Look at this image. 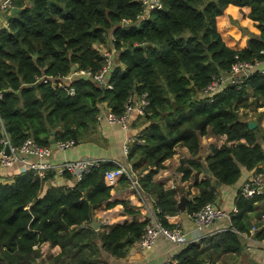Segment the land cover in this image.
<instances>
[{
    "label": "trees",
    "instance_id": "obj_1",
    "mask_svg": "<svg viewBox=\"0 0 264 264\" xmlns=\"http://www.w3.org/2000/svg\"><path fill=\"white\" fill-rule=\"evenodd\" d=\"M162 2L163 10L126 29L120 23L142 12L140 0H13L12 10L3 14L8 25L0 28V140L4 127L13 146L27 138L42 146H54L52 140L78 145L93 138L105 109L122 115L130 95L147 93L145 115L134 122L144 125L137 134L142 143L130 144L128 161L139 174L145 172L140 180L145 194L155 199L163 224L173 227L168 218L180 213L182 195L189 197L186 212L193 215L215 202L219 186L236 183L242 167L264 173L261 129H250L239 113L264 105V74H252L241 88L226 87L213 101L200 95L237 58L264 59V0ZM111 44L118 51L108 76L113 88L86 77L74 82V95L61 88L59 77L77 67L101 70L102 47ZM42 75L52 78L37 82ZM205 136L217 141L203 160ZM178 146L191 153L178 167L183 181H193L187 191L157 180ZM115 167L102 162L73 187L53 185V171L45 178L33 171L0 175V264H107L104 252L124 257L141 238L146 220L102 230L91 226L100 208L129 206L108 185L106 172ZM206 170L209 177L200 180ZM117 180L129 186L126 176ZM263 199L239 192L228 230L189 242L164 264H217L222 254L241 253L239 232H249L247 218ZM256 238L264 239V226ZM46 243L60 252L46 258L41 249Z\"/></svg>",
    "mask_w": 264,
    "mask_h": 264
},
{
    "label": "built area",
    "instance_id": "obj_2",
    "mask_svg": "<svg viewBox=\"0 0 264 264\" xmlns=\"http://www.w3.org/2000/svg\"><path fill=\"white\" fill-rule=\"evenodd\" d=\"M142 4V12L135 18H124L121 23V28H133L140 27L141 24L150 18L152 12L161 11L164 9V3L162 0H140ZM13 0H2L0 3V28L6 27L8 22L4 17V13L12 10ZM118 51L113 44L110 46L102 47V55L104 57V64L101 70L94 72L92 69L75 68L71 70L67 75L59 77V84L61 88L66 90L70 95L76 93L74 82L80 77H86L92 79L100 86L104 88H113L112 84L108 82V76L114 68L116 55ZM264 59L254 60H237L232 65L231 69L225 71L217 76H214L211 82L201 90L200 95L209 97L210 101L214 100V97L226 87L236 86L241 88L252 74L261 72L264 74ZM52 76L42 75L37 78V82L47 83ZM2 92L0 91V98ZM149 105L147 93H143L141 96L130 95L125 103V110L122 115H116L111 110L105 109L100 115H103L110 124H119L122 129L130 132L132 122L139 116H144L146 107ZM99 117V119H100ZM4 138L0 140L2 143V149L0 150V167L10 168L15 165L20 166L19 172L33 171L35 175L45 178L48 172L53 171L55 173V179L66 177V174H70L75 181H80L82 177L89 172L93 167H98L104 160L100 159H79L72 161H65L60 164H51L46 159L52 155L53 147L60 150L72 149L76 144L73 140L59 141L53 144L54 146H42L39 145L34 139L27 138L20 146H13L8 138V135L2 128ZM138 135L129 138L130 142L142 143ZM10 147L11 153H6V148ZM129 146L125 148V153L128 154ZM31 158V159H30ZM121 176H126L129 182L130 189L134 194L140 198L141 205L144 206L146 212V226L141 238L138 241L140 249L143 251L151 250L157 243L160 237L165 238L169 242L174 244L186 243L187 234L181 223L176 222L173 227H167L163 224L162 219L158 216L161 210L155 207L154 200L149 201L150 198L145 194L141 185V175L136 172L132 167L124 165H118L114 169L106 172L108 185L113 186L117 179ZM54 179V180H55ZM52 180V182H54ZM241 194L247 198H252L257 195H264V173L253 172L251 177L244 182ZM237 212V209L235 210ZM195 223L200 229H207L219 219L231 218L230 215L218 207L214 202L205 204L201 210L191 215ZM264 220V215H262ZM264 226V224L253 226L249 232L239 234L246 238L252 239L264 246V239L256 238V233ZM189 243V242H188ZM187 243V244H188ZM186 244V245H187Z\"/></svg>",
    "mask_w": 264,
    "mask_h": 264
},
{
    "label": "crops",
    "instance_id": "obj_3",
    "mask_svg": "<svg viewBox=\"0 0 264 264\" xmlns=\"http://www.w3.org/2000/svg\"><path fill=\"white\" fill-rule=\"evenodd\" d=\"M2 0H0L1 3ZM264 66V65H263ZM252 100H250L251 102ZM105 111V110H104ZM240 116L246 122H256V127L261 129V134L258 135V140L264 149V105L257 107L256 109L247 108L240 109ZM262 115V116H261ZM136 119L132 122V127L130 132L125 131L121 128L119 124H110L105 116H101L99 119L98 128L95 135L89 141H85L78 145H75L72 149L60 150L56 147L53 148L52 155L46 160L51 164H60L65 161L79 160V159H100L104 162H113L116 167L118 165H124L127 167H132L131 163L128 161V154L125 153V148L132 144L129 140L132 136L138 134L139 130L143 126H139V123H135ZM255 127V128H256ZM216 137L205 136L202 140L201 158H205L212 154L210 145L216 142ZM191 153L189 149L185 146H178L174 156L168 159L165 164L166 168L158 175L157 180L163 181L167 188L178 187L182 191H187L189 189L191 181H183V174L178 170L180 165V160L183 158L190 157ZM31 159V158H30ZM259 167L264 168V164ZM20 171V166L15 165L10 168L0 167V175L9 177L13 176ZM137 172V171H136ZM254 170H248L246 167H242L241 176L238 181L232 185H221L217 191V197L215 204L225 210L230 217L238 212L235 205V200L238 193L241 191L242 186L245 181H247ZM139 173V172H138ZM145 173V172H144ZM140 174L141 177L144 175ZM209 177L208 171L200 173L199 179L205 180ZM78 181L73 178H57L52 182L53 185H65L68 187H73ZM191 195H195L197 190L193 187L190 188ZM112 191L114 197L121 202L129 203V206H125L123 203H118L113 209L105 211L100 208L96 211L94 215V220L102 223L98 230H102L103 226L113 225L118 222H123L125 220L131 221L132 219H146V210L143 205H141V200L138 198L129 186L124 183H120L119 180L112 186ZM186 195H182L180 199ZM149 201L153 204L156 203L153 197ZM187 200V201H188ZM180 202V201H179ZM153 204V205H154ZM237 209V212L235 211ZM262 215H264V199L257 204V209L255 212L250 213L247 218V223L250 229L257 223L264 224L262 220ZM170 223L173 225L176 222L182 224L186 234L187 240L183 244H174L169 242L163 237H160L156 245L151 250L143 251L140 249L138 242H135L128 248V252L124 257H117L106 252L103 253L105 261L107 264H164L170 262L177 254H179L188 242H203L208 236L214 235L218 232L228 230L231 226V218H223L216 220L210 228L200 229L195 223L191 215H189L186 210H180L175 216L168 218ZM103 227V228H102ZM247 233V232H246ZM241 236V235H240ZM256 236V235H255ZM242 237V236H241ZM242 243L244 248L239 254H222L220 255L216 263L217 264H264V246L260 245L252 239H246L242 237ZM44 245V246H43ZM42 252L58 254L60 248L56 247L51 249L49 243L43 244ZM45 255V256H46ZM208 262V261H207ZM214 264V263H213Z\"/></svg>",
    "mask_w": 264,
    "mask_h": 264
},
{
    "label": "water",
    "instance_id": "obj_4",
    "mask_svg": "<svg viewBox=\"0 0 264 264\" xmlns=\"http://www.w3.org/2000/svg\"><path fill=\"white\" fill-rule=\"evenodd\" d=\"M52 3H53V1H49V4H52ZM17 11H18V9H13V12H17ZM256 125H257L256 122H248V126H249L250 129H254V128L256 127ZM55 143H56V140H52V141H51V144H52V145L55 144ZM6 153H7V154H10V153H11V149H10L9 146L6 148ZM200 157H201V154H200ZM206 171H208V170H206ZM187 200H188V198L185 197V196H183V197L180 199V202H179V208H180V210H182V211H185V210H186V203H187ZM101 225H102V223L97 222V221L94 220V219H93L92 222H91V226H92L95 230H98L99 227H100ZM197 264H213V262H212V260H209L208 262L197 263Z\"/></svg>",
    "mask_w": 264,
    "mask_h": 264
},
{
    "label": "rangeland",
    "instance_id": "obj_5",
    "mask_svg": "<svg viewBox=\"0 0 264 264\" xmlns=\"http://www.w3.org/2000/svg\"><path fill=\"white\" fill-rule=\"evenodd\" d=\"M43 246H44V245H43ZM43 246H42V247H43ZM42 247H41V249H42ZM49 254H50V251L47 253L46 258L48 257ZM45 264H49V262L46 261Z\"/></svg>",
    "mask_w": 264,
    "mask_h": 264
}]
</instances>
